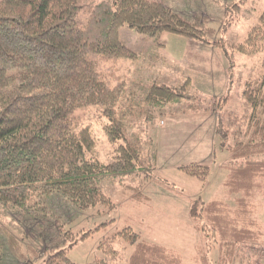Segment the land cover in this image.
I'll use <instances>...</instances> for the list:
<instances>
[{"label":"rangeland","instance_id":"374dc122","mask_svg":"<svg viewBox=\"0 0 264 264\" xmlns=\"http://www.w3.org/2000/svg\"><path fill=\"white\" fill-rule=\"evenodd\" d=\"M150 1L162 2L189 23L199 16L215 31L205 39L209 43L220 40L224 48L172 33L155 39L121 28L120 41L137 58L99 61L98 67L111 87L120 83L124 87L116 112L126 113L128 138L136 140L147 168L99 182L112 207L78 210L55 195L46 199V210L36 214L0 204V225L14 236L27 260H18L3 244L0 264H42L59 249L66 250L68 258L78 264H127L133 248L112 240L124 228H131L140 240L176 253L183 264H264V181L254 197L243 192L229 194L225 187L229 169L243 162L233 163L221 145L222 134L233 145L246 130L250 107L243 91L246 82L257 79L264 67V40H246L255 34L264 0ZM243 44L257 50L256 55L248 58L238 52L236 48ZM152 86H166L184 97L160 108L145 103L135 106V100L143 99ZM106 122L100 107L72 116L76 131L90 130L95 140L93 157L103 166L114 160L116 147L104 130ZM191 164L209 167L206 182L179 170ZM135 186L147 200L133 199L130 189ZM242 198L245 207L238 205ZM213 201L222 204L230 226L246 229L242 240L236 242L232 231L223 239L203 211L198 223L189 216L194 203L200 210L201 203ZM200 228L207 231V239ZM110 244L117 254L114 261L103 253Z\"/></svg>","mask_w":264,"mask_h":264},{"label":"trees","instance_id":"16d2710c","mask_svg":"<svg viewBox=\"0 0 264 264\" xmlns=\"http://www.w3.org/2000/svg\"><path fill=\"white\" fill-rule=\"evenodd\" d=\"M123 27L150 38L172 33L224 48L220 40L209 43L205 39L215 31L199 16L186 22L160 1L0 0V204L36 214L46 210V199L55 195L78 210L112 207L99 182L147 168L136 140L128 138L126 113L116 112L124 87L121 83L111 87L98 67L99 61L137 58L120 41ZM253 29L255 34L246 43L264 40V13ZM236 49L248 58L258 52L246 44ZM183 97L166 86H152L134 105L145 103L154 109ZM243 97L250 107L246 130L233 145H228L226 134H222L221 145L233 163L243 162L229 169L226 189L229 194L243 192L250 198L258 194L264 181V159H253L264 157V67L257 79L246 82ZM90 107L101 108L107 119L104 130L116 145L114 160L106 166L93 157L95 140L90 130L76 131L72 123L76 111ZM179 170L203 183L209 177L206 165L191 164ZM130 190L135 201L147 200L136 186ZM237 202L245 207V198ZM201 207L198 210L194 203L189 211L195 223L203 211L223 239L229 231L236 242L243 239L246 229L230 226L222 204L213 201L201 203ZM199 231L207 239V231ZM68 235L72 237L70 232ZM115 239L133 248L127 264H183L176 253L140 240L131 228L116 232ZM3 244L18 260L27 262L14 236L0 225V247ZM103 253L112 261L116 259L111 244ZM42 264L78 263L59 249Z\"/></svg>","mask_w":264,"mask_h":264}]
</instances>
